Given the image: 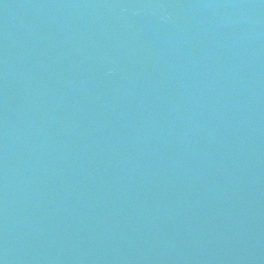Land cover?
I'll return each mask as SVG.
<instances>
[{"label": "water", "instance_id": "water-1", "mask_svg": "<svg viewBox=\"0 0 264 264\" xmlns=\"http://www.w3.org/2000/svg\"><path fill=\"white\" fill-rule=\"evenodd\" d=\"M0 264H264V0H0Z\"/></svg>", "mask_w": 264, "mask_h": 264}]
</instances>
